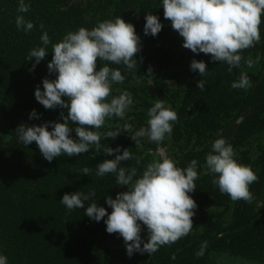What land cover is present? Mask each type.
<instances>
[{
  "label": "trees",
  "instance_id": "obj_1",
  "mask_svg": "<svg viewBox=\"0 0 264 264\" xmlns=\"http://www.w3.org/2000/svg\"><path fill=\"white\" fill-rule=\"evenodd\" d=\"M17 7L18 0H0V253L7 256L9 264H264V18L260 43L244 50L240 66L230 72L226 63L210 61V54L197 55L182 47L183 38L163 16L161 0H30L29 11L22 14L34 24L27 34L17 29ZM149 12L164 25L155 37L143 33ZM117 16L134 25L140 51L134 56L137 75L126 74L123 84L113 85L112 95L127 90L134 104L124 120L114 117L100 131L124 123L131 124L132 131H122L115 140L105 138L101 143L114 149L118 145L122 150L128 148L137 159L122 162L123 166L142 171L154 159L157 145L147 138L135 144L130 136L146 126L148 109L156 99H163L177 112L178 120L171 137L160 147L181 167L192 159L198 161L199 179L190 194L197 204L191 232L150 256L145 252L129 257L123 238L106 232V217L96 222L84 214L91 201L72 211L59 202L66 193L94 189L98 206L110 213L105 196L114 199L127 188L117 186L111 174L96 176L95 170L99 162L114 155L92 148L80 156H60L49 162L35 142L19 144L14 133L20 124L63 122L60 113L66 115V109H45L34 97L37 86L42 90L43 78L55 79L47 69L51 44L49 54L34 69V61L25 60L29 50L40 45L42 32L47 31L54 44L69 31L91 29ZM257 56L259 62L249 68L245 60L255 61ZM193 59L204 61L209 74L200 77L191 71ZM100 66L98 60L97 70ZM121 71L124 74L122 66ZM242 72L252 81L251 87L232 88ZM199 79L206 81L205 91L197 88ZM33 109L39 118L29 119ZM246 111L226 140L235 159L250 165L259 177L250 185L252 203L234 202L221 194L204 167L212 142ZM72 135L75 138L74 132ZM83 167L91 169L88 176L79 173ZM140 235L147 242L143 226ZM204 241L207 249L197 257Z\"/></svg>",
  "mask_w": 264,
  "mask_h": 264
},
{
  "label": "clouds",
  "instance_id": "obj_2",
  "mask_svg": "<svg viewBox=\"0 0 264 264\" xmlns=\"http://www.w3.org/2000/svg\"><path fill=\"white\" fill-rule=\"evenodd\" d=\"M161 4L164 18L183 38L182 47L197 55L210 54V61L226 63L230 72L240 66L244 59L241 53L261 41L264 0H161ZM29 8L30 0H18L15 23L17 29L25 34L34 28V24L22 15ZM144 19L143 33L146 36L155 37L164 27L152 12L146 13ZM39 27L43 29L44 25ZM39 39L40 45L30 49L25 60L34 61V69L49 54L51 44L52 58L47 69L55 74V79H42V90L40 86L34 90L35 100L45 109H66V115L63 111L60 113L63 122L47 121L39 126L20 124L14 130L17 142L25 146L35 142L42 157L49 162L60 156H80L92 148L97 153L114 155L113 159L99 162L95 174L98 177L111 174L117 186L127 188V191L118 192L114 199L105 196L110 213L105 207L98 206L94 189L66 193L59 202L72 211L84 208L85 202L91 201L87 203L84 214L96 222L106 217V232L117 233L123 238L129 257L145 252L150 256L161 247L187 236L193 228L192 218L197 208L190 194L196 189L195 181L199 179L198 161L192 159L181 167L166 149L160 147L165 139L171 137L178 120L177 112L163 99H156L147 111L146 126L130 136L135 144L147 138L157 145L154 159L140 172L136 167L123 166L122 162L137 159L128 148L122 150L118 145L114 149L101 143L105 138L115 140L122 131H132L129 123L105 132L100 129L114 117L124 120L134 104L133 95L127 90L120 91L118 96L112 95L113 85L123 84L126 74L137 75L138 65L134 56L140 51V37L134 25L117 16L98 22L91 29L80 27L69 31L54 44L47 31H43ZM98 60L101 66L97 70ZM259 60L257 56L255 61L249 58L245 63L251 68ZM189 67L200 77L210 72L202 60L193 59ZM148 74L151 77V68ZM205 83L199 79L197 88L205 91ZM251 83L248 75L242 72L231 87L247 90ZM32 118H39L34 109L29 113V119ZM235 156L232 145L220 136L212 142L204 167L221 194H227L234 202L252 203L254 195L250 185L259 177L250 165L239 163ZM90 172L89 167L79 171L86 176ZM142 226L147 230V242L140 235ZM207 246V241L202 242L196 256H203ZM0 264H9L3 253H0Z\"/></svg>",
  "mask_w": 264,
  "mask_h": 264
},
{
  "label": "water",
  "instance_id": "obj_3",
  "mask_svg": "<svg viewBox=\"0 0 264 264\" xmlns=\"http://www.w3.org/2000/svg\"><path fill=\"white\" fill-rule=\"evenodd\" d=\"M254 78V77H253ZM255 80H258V78H256ZM248 111H246L245 113H243L242 115H240L235 121H233L226 130H224L220 135L223 136L225 139L235 130V128L243 121V119L245 118V116L247 115ZM218 137V138H219Z\"/></svg>",
  "mask_w": 264,
  "mask_h": 264
},
{
  "label": "bare ground",
  "instance_id": "obj_4",
  "mask_svg": "<svg viewBox=\"0 0 264 264\" xmlns=\"http://www.w3.org/2000/svg\"><path fill=\"white\" fill-rule=\"evenodd\" d=\"M163 148V147H162ZM155 152H156V150H155Z\"/></svg>",
  "mask_w": 264,
  "mask_h": 264
},
{
  "label": "built area",
  "instance_id": "obj_5",
  "mask_svg": "<svg viewBox=\"0 0 264 264\" xmlns=\"http://www.w3.org/2000/svg\"><path fill=\"white\" fill-rule=\"evenodd\" d=\"M157 150V149H156Z\"/></svg>",
  "mask_w": 264,
  "mask_h": 264
}]
</instances>
